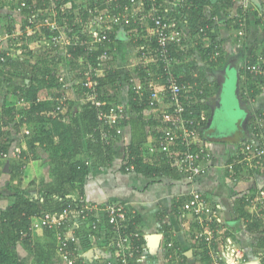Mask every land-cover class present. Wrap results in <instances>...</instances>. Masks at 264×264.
I'll return each instance as SVG.
<instances>
[{
	"label": "trees",
	"instance_id": "16d2710c",
	"mask_svg": "<svg viewBox=\"0 0 264 264\" xmlns=\"http://www.w3.org/2000/svg\"><path fill=\"white\" fill-rule=\"evenodd\" d=\"M42 1L43 0H38L37 4L40 5ZM90 1L91 0H87V2ZM217 1L222 3V0ZM188 2L187 6L179 9V11L185 15L184 19L188 30L183 28L181 21L175 23V26L179 27L180 30L182 29L185 38H183L184 42L181 46H172L170 48V53L175 58H180L179 62L173 64L171 68L175 76H177L179 83L192 84L193 82H197L198 87L201 88V91L197 88L192 89L187 94L189 99L185 101V103L189 104V106H186L193 110L192 117H198L201 110L206 114V119L202 122L203 127L200 129V135L202 138L206 136L204 128L207 127L208 119L212 112L215 98L213 95L215 94V89L217 90L218 82L214 81L210 83L207 80L204 76V71H201L200 65L195 61L196 57L193 56L195 53L210 67L235 63L238 72L237 95H239L241 104L246 108L248 113L246 123H248L249 128L252 127L253 134L257 135L255 136L256 139L260 142H264V125L259 126L255 124L254 127L252 124V121L255 120L258 113H260V110L257 111L254 109V100L261 91V87L264 84V77L251 74L245 70L247 64L256 63L258 56L261 54L264 55V46L260 48L259 51H254L244 43L241 44V48L237 53H234L233 56H226L220 46L216 47V41L212 42L208 47H202L205 34L200 32L199 28L206 27L209 24L210 20L203 12V7L208 2L203 0H189ZM226 2H228V0H226ZM177 13L176 10L172 12L171 18L177 17ZM122 28L126 33L138 35L136 43L143 47L141 51H138L141 58H143V52L147 57H151V59L154 57L157 41L154 36L151 37V39L145 36L147 35L146 31L143 30L145 27L141 28L137 23L134 24L130 22L129 24L123 23ZM113 36L112 34L110 35V41ZM211 37L214 40L216 38L215 36ZM193 39L197 44H193ZM190 43L193 44L192 48L188 47ZM109 46L111 50L112 47H114L111 42ZM100 51L101 50L95 52L92 57L88 56L89 61L93 63V65L97 64ZM215 51L218 52L217 56L214 57L215 59L210 60L209 57L212 56ZM30 53L31 52H29V54ZM1 54L4 55L5 60L0 64V84L3 82L9 83L15 75H23L21 77L23 83L13 88V93H16L17 96L22 99L23 106L21 108H16V106L7 105L5 102L0 108V167L5 163L2 160H6L1 153H7L5 157L9 160L8 154L12 149L16 132L22 124L26 123L30 127L38 128V130H36V132L38 131L37 136L29 138L27 144L29 151L35 152L37 147H42L47 153V163L49 165L51 179L49 182L42 183L37 192L30 190V188H23L20 182L14 184L13 181L23 173L25 159H28L26 151L22 152L20 158H11L8 161L10 180H8L5 189L9 193V204L5 207H0V264L29 263L20 259L17 253L18 245H21L33 256V261L31 260L29 264H67L57 252L56 232H68L70 230L75 240H68L67 249L70 256L73 254V264H82L83 262H85V264H90L86 261L83 254L89 249L97 246V244H102L101 249L103 251L112 252L110 243L111 238L115 234L105 214L101 213L96 217L95 214L92 213L80 212L83 203L86 201L82 197L84 195V183L88 180V176L92 169L103 165L111 166L115 160V154H118V147L121 146L123 157L120 170L123 173L127 174L131 171H135L149 177L166 176L173 179L183 178L176 167L172 165L174 157L168 159L166 154L158 152L159 161L155 160L150 163L146 162L142 156L149 134L154 133L157 137L161 129L157 119L158 115L155 116L158 112L154 109H149L146 106L145 99L141 100L143 102L142 104H139L138 100L134 99L135 94L129 86L126 87L127 99L125 102L121 99H117V97L112 94V90L121 88L120 86L123 85V82L127 85V81L131 75L145 86L149 81L164 83L165 78L162 72V62L151 60L146 65L139 63L134 67L132 72H125L123 75H121L118 69L114 70L111 68L108 69L103 76H99L98 78L99 98L105 101V107L109 104H122L129 114V118L123 122L122 125L124 127H129L130 137L128 143L122 146V137L115 133L114 140L112 139L108 144L100 140L99 131L94 130L98 124L97 109L95 105H92L90 102L79 103L74 99L69 100L66 110L54 112L56 101L46 98L48 95L46 90L53 87L59 89V73L56 69L57 63L55 59L49 58V60L38 61L39 64L37 65H30L27 63L26 59L20 60L19 57H17L14 61L12 57H7L5 52H1ZM80 54L81 50L73 52L71 62L72 60L75 61L74 58ZM234 58L236 61H229V59L232 60ZM6 66L14 68V71L8 70V73L2 71L3 67ZM27 66L29 70H26ZM262 67L264 68V64H262ZM25 71H28V73H25ZM122 76L123 78H121ZM115 83H117L116 86ZM79 90L80 94H82V90ZM57 94L58 93L53 97ZM149 111L150 113L147 114ZM150 114H152V116H150ZM150 130H152V132H150ZM89 134H91L93 138H90ZM244 140H242L241 143L244 144V142H246ZM243 144H239L237 151L240 150ZM182 150L181 148L179 149L180 152ZM174 151L175 147L172 146L171 154H173ZM236 154L231 156L228 164L237 159ZM131 165L133 166L132 169L130 168ZM234 170L239 179L243 178L244 174L249 176H253L254 174L264 176V170L253 169L255 172H250L246 167L244 168L238 164L234 165ZM31 185H34V182H32ZM257 188L258 186L256 183L249 191H254ZM262 189L264 190V187H262ZM0 193L2 194L4 192L0 191ZM243 199L244 195L236 198V204L238 206L235 211L239 213L238 217L247 218L249 221L246 223V231L251 233L254 237V246L258 249L263 248L264 218L256 217V215L254 216L247 212L242 202L244 201ZM184 200L185 198H182L179 201L180 203H174L176 204L175 213H177V215L182 213L179 207ZM65 208L70 209L66 224L52 228L44 226L42 230L44 231L45 242L41 244L38 243V241H34L33 235L29 231L32 220L46 213L58 216ZM139 221V216L134 212L129 222V228L134 229L135 226H138L140 230ZM92 223L94 224L92 225ZM168 225L163 223V229H165V231L170 228ZM197 228V222L192 218L189 230L192 238H194ZM22 232H25V234L23 235ZM171 238L173 240V248L163 256L166 261L164 264H182L183 260H179V258L183 257L185 259V257L180 251L178 241L173 237ZM196 242L200 249L199 254L202 264H212L205 243L197 240ZM138 243L144 244L143 236H141ZM112 257L113 256H111V258ZM178 260L181 262L179 263ZM183 262V264H187L186 261ZM133 264L138 263L133 261Z\"/></svg>",
	"mask_w": 264,
	"mask_h": 264
},
{
	"label": "built area",
	"instance_id": "2783aa9c",
	"mask_svg": "<svg viewBox=\"0 0 264 264\" xmlns=\"http://www.w3.org/2000/svg\"><path fill=\"white\" fill-rule=\"evenodd\" d=\"M15 1L14 10L21 15L23 27L13 31L12 35L20 37L39 30L41 34L39 42L45 48L52 52L63 51L69 59L73 58V52L77 50H81V53L87 57H92L95 52L101 50L97 64L93 65L89 61V68L81 72L78 79L72 80L71 73L67 77L64 74H59L58 94L55 97L49 95L47 98L56 101L54 112H61L71 99L67 90L73 88L77 92L78 89H81L82 94L78 95L77 101L79 103L90 102L95 105L98 124L94 130L99 131L100 140L107 144L112 139L114 140L115 134H121L122 123L129 118V114L122 104H109L105 107V102L99 98L98 78L101 60L111 50L109 37L113 33L114 26L132 22L137 23L141 28L146 27V37L151 39L154 36L157 47L154 57L152 59L150 57L149 61L145 59L147 56L143 52L144 62L142 65H146L151 60L161 61L165 82L149 81L145 86L131 75L127 86L131 87L135 94L134 99H137L139 104H142L141 100L145 99L146 106L158 112L157 119L161 129L154 141L155 145L159 152L166 154L168 159L174 157L172 165L176 167L182 177L193 185L200 176L207 172L210 152L204 138L200 135L206 114L201 110L198 117H192L193 110L187 107L189 104L185 103L189 99L187 94L192 89L197 88L201 91V88L198 87L197 82L179 83L171 68L173 64L179 62L180 58H175L170 53V48L181 46L184 42L183 38H185L182 29L175 26L178 19L171 18V13L173 10L179 11L187 6L189 0H103L108 5L106 8H101L97 3L87 4L85 0H83L84 2L82 0H43L40 5L37 4L38 0ZM73 4L77 6L73 8ZM136 5L141 6L142 11L139 13L130 12L129 9ZM240 9L242 14L238 15L239 23L243 26L244 18L242 16L245 14L246 6L243 5ZM258 18L264 25V7L259 9ZM199 31L206 34V27H200ZM213 55L216 56L217 52ZM4 60V55L0 53V64ZM262 64H264L263 54L258 56L256 63L247 64L245 70L264 77ZM255 124L264 125L263 114H259L255 118L254 127ZM29 132V130L23 129V134ZM254 136L257 135L254 134ZM89 137L93 138L91 134ZM255 140L242 143L240 150L236 152L237 159L227 164V177L231 181L239 180L234 165L246 167L250 172H255L253 169L264 170V142ZM172 146L175 147L173 154H171ZM180 148L183 149L181 152ZM1 154L5 157L7 153L2 152ZM8 155L20 158L22 151L19 148L14 150L12 148ZM130 168L132 169L133 166L131 165ZM244 201L254 209L258 217L264 218V190L262 188L258 187L256 190L244 194ZM181 209L188 212L191 218L197 222L195 240L205 243L207 248H212L218 246L221 240L225 239H223L221 207L213 202L205 192L191 188ZM69 212L70 209L65 208L58 216L49 213L38 216L32 220L29 231L33 234L35 230L42 229L44 226L48 228L63 226L66 224ZM80 212L92 213L96 217L101 213L105 214L115 233L110 243L112 252L100 250L103 252L95 255L97 261L95 264H133V261L141 264L147 249L145 244L138 243L143 236L139 227L129 228L134 211L130 210L126 203L112 201L100 205L84 202ZM22 234L24 235L25 232ZM56 238L57 252L67 264H73V254L70 256L67 249L68 240H75L72 231H57ZM227 246L226 250L218 247V253L211 255L213 257L212 264L246 263L242 250L233 242H229ZM158 248L163 256L166 255L173 248L171 236H162ZM257 255L264 259V248ZM111 256L113 257L111 258Z\"/></svg>",
	"mask_w": 264,
	"mask_h": 264
},
{
	"label": "crops",
	"instance_id": "0c3cea01",
	"mask_svg": "<svg viewBox=\"0 0 264 264\" xmlns=\"http://www.w3.org/2000/svg\"><path fill=\"white\" fill-rule=\"evenodd\" d=\"M85 1L87 4L97 3L102 8H106L108 6L103 2V0H91L90 2H87V0ZM203 1L208 2L204 5L203 12L208 16L210 21L206 26L207 31L203 38L204 41L202 43V47H208L212 42L216 41V47L220 46L221 50L226 56H233L234 53L239 51L242 46L241 44L244 43H246V46L248 45V47L254 51H259L260 48L264 46V25L260 23V19L258 18L259 9L264 7V0H228V2H226V0H222V3L226 5H223L217 0ZM15 5V0H0V53L5 52L7 57H12L14 61L17 57H19L20 60L26 59L27 63L30 65H37L39 64L38 61L46 59L49 60V58L55 59L58 61L56 62L58 65L63 64L64 66L62 72H60L61 70L58 71L59 74H64L67 77L71 72L75 71L74 74L71 73L70 78L72 80L78 79L80 74V72H78V68L80 66H76V64H81L85 60L89 61V58L85 56V54L81 53L79 56L74 58L75 61L72 60L71 62V58L69 59L67 56H65L63 51L52 52L48 50L39 42L41 37L39 30L26 33L20 37L12 35L13 31L19 30L23 27V19L21 15L14 10ZM243 5L246 6V9L245 14L242 16L244 18V25L242 26L239 23L238 15L242 14V10L240 8ZM75 6L77 5L73 4L72 7L74 8ZM138 6L139 5L131 7L129 11L139 13L142 11V7ZM176 11L178 13L177 17H174V19H178V22L181 21L183 28L188 30L186 28L187 24L184 19L185 15L178 10ZM173 12H175V10H173ZM122 29V24L114 26V36L112 33L113 37L111 40V43L114 45V47L112 50H110L108 55L103 60H101L99 68L100 77L111 68L114 70L118 69V71L121 72V75H123L125 72H132L135 67L133 66L134 64H129L132 60H136L137 64L144 62L143 58H141V55L138 53V48L131 46L129 43L128 37L130 35L127 36L129 33L124 32ZM143 30L146 31V27L145 29L143 28ZM211 36H215V40ZM193 44H197L194 39ZM193 44H188V47L192 48ZM139 50L141 51V46L139 47ZM29 52L32 54H29ZM54 53H56V56ZM193 56L196 57L195 61L200 65L201 71H204V76L207 78V80L210 83L214 81L218 82L217 91L215 89V93L217 92L218 94L220 91L218 78L221 79V77L224 76L223 73L228 63L222 66L210 67L207 66L206 62L201 60L196 53ZM214 57L215 56L212 55L209 58L210 60H213L215 59ZM138 59H140V62ZM145 59L149 61L150 57H145ZM106 60L107 68L105 65H102V62ZM229 61L234 62L236 59H229ZM229 66L232 67V70L234 66L236 67L235 63H233V65L230 63ZM234 69L238 78L237 67ZM8 70L13 72L14 68H9V66H6L2 69V71L6 73H8ZM26 70H29L28 66L26 67ZM25 73H28V71H25ZM22 76L23 75H15L13 79L9 81V83L3 82L0 84V108L5 102L7 105H14L16 108H19L18 105L20 102H22V99H20L17 94L13 93L11 90L23 83V79L21 78ZM121 78H123V76ZM116 85L117 83H115V86ZM120 87L121 88L113 89L112 94L115 97H118V94H120L121 100L125 102L127 99V85L125 82H123V85ZM237 91L238 79L236 93ZM46 93L48 94L47 97L49 95L53 97L56 93H58V88L53 87L51 89H47ZM67 94L69 95V98H71L70 100H77L78 95H80V90L78 89L76 92L75 89L70 88L67 90ZM213 96L216 97L217 95L214 94ZM254 106V109L257 111L260 110L258 115H264V84L261 87L260 93L254 100ZM149 113L150 111L147 114ZM156 115L157 114H155V116ZM150 116H152V114H150ZM212 116L213 113L211 112L207 127L204 128L206 135L204 140L210 152L208 169L207 172L200 176L193 185L189 184L184 178L173 179L166 176L149 177L135 171H131L127 174L123 173L120 170V164L123 157V150L121 146L118 147V154H115L116 157L111 166L103 165L92 169L88 176V180L84 183V195L81 196L84 200H86L85 202L103 205L112 201H121L126 203L127 207L139 216L140 230L143 233L144 244L147 249L144 253V258L141 264H164L166 262L163 255L160 253L159 248H157L155 251H150L148 248V241L146 237L152 233H160L164 237L171 236L177 240L180 251L185 257V259L182 257L179 258V260L186 261L187 264H202L200 261L199 246L196 240L192 238L189 231L190 222L192 219L191 215L181 209L182 204L188 198V193L190 192L191 188L205 192L207 195H209L213 202L219 204L221 207V218L223 220L224 231L223 239H225L221 240V243H219L218 246L207 249L210 260H212L213 254L216 255V253H218V247L222 250H226L228 247L227 244L229 242H233L235 246L243 251L244 260L246 261L245 264L253 260L258 264H264V259L259 258L257 255V253L264 247L258 249L254 246V237L251 235V233L246 231V223L249 221L247 218L238 217L239 213L235 211L238 206L236 204V198L241 197L249 192L251 187L259 182V180L263 181L264 186V176L261 175V177L256 174L255 176H249L244 174L243 178L240 177L241 179L238 181H231L227 177L228 171L226 170L229 159L231 156L236 154L239 144H242V140L246 139L244 141H250L252 140V137L255 138L253 130L248 127V123H246L247 120L244 121V115L240 119L241 123H243L242 131L238 129L234 132L228 130H216L214 124L210 123ZM22 125H25L24 127H26L27 124L24 123ZM123 128L125 140L124 144L126 145L129 141L130 129L128 126ZM152 130H150V132H152ZM21 135H24L23 132ZM155 139L156 136L154 133H151L149 134L148 140L145 143V151L142 153V156L146 162L152 163L155 160L159 161L158 152L153 153L148 149L150 142L155 141ZM13 147L14 144L12 145V148ZM38 149H40L39 152L43 154L42 158L44 161L38 160L40 162L38 163V161L29 162L30 159H25L23 171L25 174L31 172L32 176H35L36 174L38 177L40 174L38 166L42 165V162H46V165L44 164L42 168H46L45 175L41 176L38 181H36L38 184L34 182V186L37 185L39 188L42 183L49 182L51 177L49 165L47 163V153L42 149V147H38ZM45 156L46 158H44ZM0 170V191L4 192L2 194L0 193V207H5L9 204V193L5 188L6 184H8L6 177L8 176L10 178V169L8 164H6L4 168L1 166ZM32 181L35 180L32 178V180L22 181L21 187L28 188L27 186L31 185ZM16 182L17 180L15 179L13 183L15 184ZM182 198H186L183 202H181L179 207V209L182 210V213L177 215V213H175L176 204L174 203L179 202ZM242 202L244 203V208L247 210V212L258 217V214L254 212V209H252L250 205H247L245 201ZM163 223H166L167 225L169 224L168 226H170V228L167 231L163 229ZM32 235L34 241L41 242L40 240H43V242H45L44 231L42 229L35 230ZM101 248L102 244H97V246L86 251L83 254V256L86 258V261L90 264H95V255L97 253L92 252L89 254V256H87V253L94 249L102 250ZM17 253L21 260L29 263H31V260L33 261V257L29 255L28 251L25 250L21 245L17 246ZM183 261L182 264L184 263ZM180 262L181 261H179V263Z\"/></svg>",
	"mask_w": 264,
	"mask_h": 264
},
{
	"label": "rangeland",
	"instance_id": "374dc122",
	"mask_svg": "<svg viewBox=\"0 0 264 264\" xmlns=\"http://www.w3.org/2000/svg\"><path fill=\"white\" fill-rule=\"evenodd\" d=\"M136 29V28H135ZM133 34V35H131ZM130 35V36H129ZM127 36L128 39H129V43L131 44V46L135 47V48H138V51H139V45H137L136 41L138 40V35H135L134 33H129ZM113 49V47H112ZM139 62H140V59H138ZM55 62H58V61H55ZM91 63V62H90ZM89 61L85 60L83 61L80 65H77V66H80L78 68V72H83L84 70L88 69V65L90 64ZM103 64L102 65H105V67L107 68L106 64H107V60L106 61H103L102 62ZM134 64L133 66H136V60H132L129 64ZM136 63V64H135ZM128 64V65H129ZM131 64V65H132ZM229 65V64H228ZM131 67V66H129ZM64 66L63 64H57V67L56 69L60 72H62ZM102 68L104 69V67L102 66ZM133 69V68H132ZM59 73V72H58ZM72 74L75 73L74 72H71ZM224 75H225V83H224V91H223V94H222V99H221V108L214 114V120H213V124L215 126V129L216 130H228V131H231V132H234L237 130V127L239 126V121L240 119L243 117L244 115V112H243V108L242 106L240 105L239 101H238V98H237V93H236V87H237V73L235 71V69L233 68L230 69L228 67L225 68L224 70ZM219 80V84L222 83V81L220 80V78H218ZM13 91V89L11 90ZM217 91V90H216ZM217 95V92L215 93ZM239 97V95H238ZM117 99H121V96L120 94H118V97ZM240 99V98H239ZM105 102V101H104ZM23 103L20 102V104L18 105L19 108H21L23 105ZM68 108V106H66L64 108V110H66ZM154 115V114H153ZM150 117V116H149ZM254 117V116H252ZM18 118V117H17ZM246 121V120H245ZM252 124L254 125V120L252 121ZM25 125H21V127L19 128V130L16 132V136L14 137V147H13V150L15 148H19L22 152L23 151H26V154H27V157L28 159H30L29 162H35V161H38V160H42L44 161V159L42 158L43 157V154H41L39 151L40 149H38V147L36 148V151L35 152H32L31 150L29 151V147H28V144H27V140L33 136H37V132L36 130H38V128H35V127H30L28 124L26 125V127H24ZM24 127V128H23ZM124 127V126H123ZM121 127V134L120 136L122 137V141H121V145L124 146L125 144V140H124V128ZM35 128V129H33ZM23 129H27L29 130L30 132L28 134H24L23 136L21 135L22 132H23ZM252 129V127H251ZM253 130V129H252ZM22 136V138H21ZM253 140H255L256 138L252 137ZM257 141V139L255 140ZM37 142V141H35ZM148 149L150 152H159L158 151V148L156 147L155 145V142L154 141H151L149 146H148ZM42 152V150H41ZM7 159L6 160H2L4 161V165H1L3 166V168L6 166V164H8L9 166V160L11 158H14V157H10L9 156V160L7 157H4ZM46 158V156L44 157ZM38 163H40L38 161ZM44 164L46 165V162H42V165H39L38 166V170H40V174L39 176L37 177V175L35 174V176H32V173H26L23 171V173L18 176L16 178L17 182H20L22 183V181H28V180H32V178L35 180V181H32V182H35L38 181V179L41 177V176H44L45 175V167L44 169L43 166ZM42 169V170H41ZM1 172V170H0ZM28 172V171H27ZM38 172V171H37ZM10 180V178L7 176L6 177V181ZM31 182V181H30ZM29 182V183H30ZM26 183V182H25ZM38 184V182L36 183ZM259 182H257V186L259 187ZM28 185L27 187L30 188V190L32 191H35L37 192L38 190V186L35 185ZM264 187L263 185H261L260 188ZM26 188V187H25ZM5 190V189H4ZM249 193V192H248ZM186 199V198H185ZM45 239V238H44ZM47 240V238H46ZM41 242H38V243H41L43 242V240H40ZM29 254V253H28ZM31 255V254H29ZM28 256V255H27ZM33 257V256H32ZM164 263V262H163Z\"/></svg>",
	"mask_w": 264,
	"mask_h": 264
},
{
	"label": "water",
	"instance_id": "95a60500",
	"mask_svg": "<svg viewBox=\"0 0 264 264\" xmlns=\"http://www.w3.org/2000/svg\"><path fill=\"white\" fill-rule=\"evenodd\" d=\"M226 67L228 68H232L231 66L227 65ZM235 68V66H234ZM224 84V83H223ZM221 84V90L222 91H219L217 96L214 98V103H213V109H212V113H213V116H212V120L210 123L213 124V120H214V114L221 108V99H222V94H223V91H224V85ZM237 98H238V101L240 103V105L242 106L241 104V101L237 95ZM243 112H244V121L247 120V117H248V113L246 111V108L243 107ZM262 177V176H261ZM259 188L261 187V185H263V181L262 180H259ZM147 241H148V248L150 249V251H155L159 244H160V241L162 239V235L160 233H152V234H149L147 235ZM92 252H96V253H100L101 251L100 250H91L90 252L87 253V256H89V254H91ZM247 264H258L256 261H250L248 262Z\"/></svg>",
	"mask_w": 264,
	"mask_h": 264
},
{
	"label": "flooded vegetation",
	"instance_id": "af4514ba",
	"mask_svg": "<svg viewBox=\"0 0 264 264\" xmlns=\"http://www.w3.org/2000/svg\"><path fill=\"white\" fill-rule=\"evenodd\" d=\"M232 65H233V64H232ZM223 74H224V73H223ZM220 80L222 81V83L219 84V89H220V91H222V90H221V84H223L224 81H225V75H224L223 77H221ZM242 128H243V123H241V121H239V126L237 127V129L242 131Z\"/></svg>",
	"mask_w": 264,
	"mask_h": 264
}]
</instances>
